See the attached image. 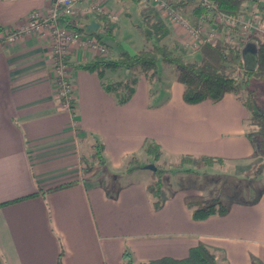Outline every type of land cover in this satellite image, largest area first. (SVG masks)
I'll return each instance as SVG.
<instances>
[{"label":"crops","instance_id":"1","mask_svg":"<svg viewBox=\"0 0 264 264\" xmlns=\"http://www.w3.org/2000/svg\"><path fill=\"white\" fill-rule=\"evenodd\" d=\"M178 1L183 9L193 8ZM52 2L0 0V30L24 27L32 11L46 15ZM127 2L76 0L72 20L84 32L96 22L103 41L109 37L120 45L116 54L124 44L137 52L136 43L120 34ZM98 13L117 17L113 36L100 30ZM165 20L183 42V26ZM144 41L140 35L137 44ZM69 57L85 63L96 55L90 47L73 44ZM164 71L162 86L155 88L141 75L132 98L119 104L96 72L73 69L74 116L56 94L52 37L46 28L0 47V204L77 180L0 206V264H57L61 253L62 264H126V249L140 263L184 258L199 243L215 253L217 264H264V186L247 198H223L229 205L225 215L195 220L184 197L197 191L164 187L163 205L156 210L147 191L150 176L123 180L140 171L124 173L125 161L143 151L146 139L158 142L163 156L206 155L239 165L258 154L248 136L250 112L234 93L217 102L190 104L183 98L184 85ZM96 140L104 143L105 167L84 175L82 155L92 152Z\"/></svg>","mask_w":264,"mask_h":264},{"label":"trees","instance_id":"2","mask_svg":"<svg viewBox=\"0 0 264 264\" xmlns=\"http://www.w3.org/2000/svg\"><path fill=\"white\" fill-rule=\"evenodd\" d=\"M123 1L140 2V0ZM176 1L178 3L171 2L173 4L172 9H174V4L177 3V8L186 11L183 9L185 4H179L180 2ZM182 1L188 3L189 0ZM247 1H251L256 5L257 16L261 20L260 23L264 24V3L260 0H214L220 12L234 18L240 16L246 7L245 3ZM192 14L196 24L202 18H209L210 21H213L216 15L215 11L207 9L200 2L194 7ZM98 17L104 21V24H102L104 27L103 34L112 35V31L117 27V24L109 20L108 14L98 13ZM251 19L253 21L254 16H251ZM70 20L71 23L69 24L72 27L83 30L72 19H69V22ZM140 23L137 27L142 31L145 41L135 55H131L122 49L119 54H116L117 58H113L114 54L111 46L102 40V35L96 31L86 29L89 34L96 35V38L107 46L108 54H98L93 60L85 63H76L71 61L70 58H67L66 61L73 69L96 72L101 79L103 88L108 93H112L119 104H124L132 98L136 91L139 75H144L150 81H153L160 76L158 74H160L159 67L161 65L173 67L172 70L176 71L177 80L184 85L183 98L187 103L193 104L207 99L217 102L226 93H234L250 112L249 124L252 128L248 131V136L258 145L257 155L261 157L264 154V103L261 101L262 96L259 92L262 90L261 85L264 84V33L261 32L263 31L262 28L254 25L255 27L243 31L240 26L239 41L235 44L223 38L214 42L206 40L199 44V57L190 59L186 57V49L181 47L178 42L173 40V43H171L168 41L172 36V30L165 17L160 14L155 6L150 4L140 9ZM239 24L237 22L234 29L239 27ZM120 68L134 71L135 74L131 78L129 74L127 79L107 80L106 73L108 71L114 73ZM71 105L74 115L76 106L74 98L71 99ZM77 131L80 130L77 129ZM104 149V143L96 140L92 145V152L87 156L82 155V172L84 175L89 174L96 167H105ZM143 151L155 161H159L163 155L161 145L153 139H146ZM136 154L133 153L127 157L125 161L127 172H133L141 168V163L137 160ZM181 159L199 161L207 165L223 161L222 158L206 155H186L182 156ZM153 171V178L147 184V191L152 197L153 208L157 210L163 205V175L165 171L159 167ZM251 173H254V176L263 174L264 162L258 163ZM76 182L77 180H72L47 189L40 188L38 192L5 201L0 206L32 197L42 190L44 192L56 191L70 187ZM184 200L191 211L192 218L195 220L206 219L211 215L222 216L229 211V205L221 194L204 197L201 194L192 193L187 194ZM61 254L57 264H62ZM124 259L126 264H217L215 253L203 243L191 247L188 255L184 258L163 256L136 263L130 250L126 249Z\"/></svg>","mask_w":264,"mask_h":264},{"label":"rangeland","instance_id":"3","mask_svg":"<svg viewBox=\"0 0 264 264\" xmlns=\"http://www.w3.org/2000/svg\"><path fill=\"white\" fill-rule=\"evenodd\" d=\"M165 1L167 2L168 7H164V8L167 10H169V8L170 9L172 8L171 6H173V4H171V2L173 3L177 2L176 0H165ZM260 1L264 3V0H260ZM188 3L191 6H193L192 9L190 7H187L185 8L186 11L180 10L179 8L176 7V4H174V9H173L174 11L169 10L171 12L170 13L169 11L165 12V11H162L161 9L159 10L155 6L156 3L153 0H140L139 3L128 1L125 4L129 6L127 7V9L129 10V14H126V15L123 14L120 18V21H119L120 29H121L120 34L122 35L124 34L128 39H131L132 42H135L136 44H134V46L137 45L136 49L138 50L141 49L143 44L141 43L139 45L137 44V42H139L140 35L143 34L142 31L137 28V23L140 22V9H142L146 5L151 4L155 6V8L160 12V14L163 17H165V19L171 18L175 23H180V25L183 26L185 33H187V36H186L187 38H185L183 42L182 41L179 42L174 38L172 34V36L168 39V41L171 43H173V40L178 42V44L181 45V47L186 49L185 50L186 57H189L190 59H194L196 57H199L200 55L199 54L200 46L198 45L199 38H197L194 35V33L191 32L189 28L186 27L184 24L176 21V19L174 18L176 15L181 16V18H184L187 22H189V24H191L192 27L194 26L193 28L197 29L201 36H205L207 33H211V32L215 33L214 35H212L213 39L210 42H214L221 38H223L226 41L232 42L233 44L239 41L238 38L240 37V26L242 24H239L238 25L239 27H236V29H234V24L232 28H228V26H226L227 23L222 22L221 25L218 26L215 20L210 21L209 18H206V19L202 18L196 24L195 19L191 17V12L196 6V4L199 3V0H189ZM245 6L246 7L244 8L243 12L240 14L241 16L240 18H242V20L243 19L248 20V18L251 19V16H254V20L252 22L255 24V26L261 27L263 30L261 32L264 33V24L260 23L261 20L259 16H257L256 5L252 3L251 1H247L245 3ZM75 16H76V13L74 14V17ZM108 17L111 22L113 23L117 22V17L115 15L113 14L111 16L108 15ZM102 24H104V21ZM74 28L77 29L76 27ZM100 30L102 31V33H104L103 26ZM116 30L117 29H114L112 31V35H108V36H113ZM79 31H81L83 35L85 33L86 35L87 34L90 35L87 32V30L86 32L82 30H79ZM91 37H94L95 39L98 40V38H96V35L94 36L91 34ZM104 39L105 41L107 40V42H109L111 46V50L114 54V56L112 57L116 59L117 57H115V54L120 49V45L113 38L107 37ZM85 46L90 47L88 45H85ZM90 49H92V47H90ZM92 50L95 53V55L108 54V48H106V50L104 51L105 54H103L102 52H98L96 49H92ZM162 66L163 65H161L159 68L161 71L165 69L163 74L171 76L174 73L176 75V71H173L171 69L173 67L166 68L163 66L164 69H162ZM161 71H160V74H158L160 76L162 74ZM56 72L57 70H56V67L54 66V72H53L54 79H55ZM129 74L131 78L135 73L134 71L125 70L123 68H120L113 74H108L107 80L127 79V76ZM160 76L156 77L153 80L155 88L160 86L159 83H161V86L163 85L162 83H165V81H163V79H161ZM261 89L262 90H260L259 92H260V95L262 96L261 101L264 103V84L261 85ZM56 94L58 96L57 92ZM243 96H244V93H243ZM251 128L252 127H250V129ZM136 156L138 157L137 160L140 161L141 163V168L139 169L140 171L134 173L133 175L124 176L123 177L124 181H128L134 178L144 179L149 176H150L149 178L151 181L153 178V172H154L153 170L159 167V168H163V170L165 171L163 175V183H164V187L165 188L167 187V191H171L176 188H181V190L190 189V191L194 190L193 192L195 191L199 192V194L203 195L204 197H209L214 194H221V196L226 201H230L237 197L247 198L248 196L253 194L258 188H262L264 186V175L262 179H259L260 176H254L253 175L254 173H251V171L255 169V166L258 163L264 162V154H262L261 157L257 155L254 159L247 161L244 164L240 163L239 165L232 163V162H224V161L222 162L219 161L214 164L207 165L199 161H191V160L189 161V160L181 159V157L179 158V157H174V156L172 157V156H166V155L164 156L162 155L159 161H155L150 155H147L144 151H142L141 153H137ZM153 167H155V169H153ZM126 169L127 167L125 164L124 173H130V172H127ZM95 170L102 171L103 169L101 168L99 169L98 167H96L92 171H95ZM104 173L109 174L108 172H106V170H104ZM197 192L193 194H197Z\"/></svg>","mask_w":264,"mask_h":264},{"label":"built area","instance_id":"4","mask_svg":"<svg viewBox=\"0 0 264 264\" xmlns=\"http://www.w3.org/2000/svg\"><path fill=\"white\" fill-rule=\"evenodd\" d=\"M156 3V7L162 11H174L172 8L169 10L164 7H168L167 2L165 0H153ZM200 4L207 9L215 11L216 15L214 20L216 24H220L222 22L227 23L226 26L231 28L233 24L235 25L237 22H241L242 30H248L254 27V23L252 19L245 20L239 17H232L225 13L220 12L217 9V4L214 0H199ZM169 11V12H170ZM76 13V0H53L50 5L49 12L46 15H43L40 11L34 10L29 15V20L27 24L22 28H11L0 30V47L4 45H10L15 43L23 34L25 33H34L40 32L43 29H47L50 32L52 37V45L54 51V66L56 67V75L54 79L55 90L58 93V97L61 100L62 105L73 112L71 99L73 97V88H72V70L73 67L68 64L66 61L70 54V49L73 44H78L79 46L88 45L92 47V49H96L98 52H102L106 50V45L99 42L94 37L90 35H83L81 31L75 29L70 25L69 19L74 17ZM171 13V12H170ZM176 21L181 22L186 27L189 28L194 35L199 38V44L204 41H212V35L215 33H207L205 36H201L199 31L191 26L189 22H187L181 16L176 15L174 17ZM213 20V21H214ZM211 34V35H210ZM198 44V45H199Z\"/></svg>","mask_w":264,"mask_h":264},{"label":"water","instance_id":"5","mask_svg":"<svg viewBox=\"0 0 264 264\" xmlns=\"http://www.w3.org/2000/svg\"><path fill=\"white\" fill-rule=\"evenodd\" d=\"M97 28H98V24H97L96 22H92V23H90L89 26H88V29H89L90 31H96ZM146 29H147V28H146ZM147 31H149V30L147 29ZM123 46H124V49H125L127 52H129L131 55H135V54H136V50H135L131 45H129V44H124ZM153 169H155V167H153Z\"/></svg>","mask_w":264,"mask_h":264}]
</instances>
